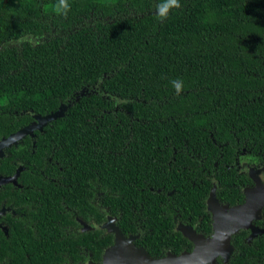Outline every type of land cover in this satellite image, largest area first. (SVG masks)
<instances>
[{
    "label": "trees",
    "instance_id": "1",
    "mask_svg": "<svg viewBox=\"0 0 264 264\" xmlns=\"http://www.w3.org/2000/svg\"><path fill=\"white\" fill-rule=\"evenodd\" d=\"M67 4L0 0V135L64 106L18 160L82 219L108 209L169 243V208L202 214L213 183L237 197L243 150L264 163V0ZM249 249L229 263L264 264V238Z\"/></svg>",
    "mask_w": 264,
    "mask_h": 264
},
{
    "label": "flooded vegetation",
    "instance_id": "2",
    "mask_svg": "<svg viewBox=\"0 0 264 264\" xmlns=\"http://www.w3.org/2000/svg\"><path fill=\"white\" fill-rule=\"evenodd\" d=\"M50 122L33 118L20 128L30 131L12 141H8L9 136L0 135V264H103L104 257L115 244L113 229L114 226L119 228L117 218L107 209L101 211L104 216L101 223L92 215L82 219L77 213L79 207L66 200V185L62 181L50 177L45 169L30 167L28 161L18 160V155H23L21 151L34 147L37 135L44 133ZM254 157L250 151L243 150L235 158V171L244 176L242 181L235 179L231 184L237 189V197L228 189L218 194L217 184L213 183L204 200L202 214L188 211L182 214L169 208L175 233L169 234V243L162 240L157 243V234L152 233L143 220L137 219L135 230L126 229L123 236L135 248L141 261L119 251L110 255L109 264H152L166 257L178 258L192 253L195 244L183 231L210 237L214 232V212L210 205L215 209L241 207L250 195L264 187V163ZM211 193L213 198L209 200ZM259 195L256 205L260 206V213H250L254 218L247 227L231 235V251L225 250V256H218L216 262L230 264L237 251L250 252L253 242L264 238V191ZM94 205L98 206L97 196ZM218 215L220 217L219 211ZM99 232L104 239L102 244L98 243ZM146 259L151 262H145Z\"/></svg>",
    "mask_w": 264,
    "mask_h": 264
},
{
    "label": "water",
    "instance_id": "3",
    "mask_svg": "<svg viewBox=\"0 0 264 264\" xmlns=\"http://www.w3.org/2000/svg\"><path fill=\"white\" fill-rule=\"evenodd\" d=\"M65 107L61 106L56 112H53L47 116L39 117L35 116L37 120H40L42 122H50L55 120L58 117H61L64 113ZM28 131H30L29 128L22 129L18 131L17 133H14L9 136L8 141H12V139H18L20 137H23ZM212 193L209 200H212ZM210 209L214 212V223H213V234L206 238L203 244L195 243V241L192 239L193 236L190 234L184 233L186 237H188L191 241L194 242L195 248L192 253L185 254L181 257H166L161 260H157L156 263L152 264H211L215 261V259L218 256H225V250L231 251L230 247V237L233 233L237 232L239 229L247 227L250 223V221L254 218L253 215H248V221L246 225H243V221L245 219V211L251 212L254 215L260 213V206L256 204H251V200L248 199L246 204H244L241 207H236V209H240L241 219L238 221H235L231 225L222 218L219 217L218 211L219 209H215L214 206L210 205ZM258 209V210H256ZM245 222V221H244ZM224 230V231H223ZM114 233H115V244L114 246L108 251V254L104 257V263L103 264H109V257L111 254L110 252H119V249L123 247V243H128V241H125L123 239V235L119 231V229L115 226L114 227ZM192 232V231H191ZM188 235V236H187ZM117 252V253H118Z\"/></svg>",
    "mask_w": 264,
    "mask_h": 264
},
{
    "label": "rangeland",
    "instance_id": "4",
    "mask_svg": "<svg viewBox=\"0 0 264 264\" xmlns=\"http://www.w3.org/2000/svg\"><path fill=\"white\" fill-rule=\"evenodd\" d=\"M263 191H264V187H262V188L260 187L256 192L253 193L255 195H250L249 196V199L253 201L251 204H257L258 203L259 200H256V197L258 199V196H260L259 194H261V192H263ZM239 210L240 209L228 208V207L222 206V207H220V217L223 220H226L231 225L235 221H238L239 219H241V214H240V211ZM256 210H258V209H256ZM250 213L251 212H247V214H246V211H245V219H244L245 222L243 221V225L242 226L246 225V223L248 221V215ZM233 218L236 219V220H232ZM183 232L184 233H187V231H185V230ZM187 234H190L191 236H193L192 239L195 241V243L203 244L204 241H205V239H206V238H204L202 236L196 235L193 231L192 232H189ZM254 236H257V232L256 231H254ZM123 239L125 241H128V243H125L124 242L123 245H122L123 247H121L119 249V251H121L122 255H124L126 257H129L131 259H135L137 262L141 261V259L137 258L136 250H135V248L133 246L131 247V245L129 244V240L126 239V238H124V236H123ZM131 248L132 249L134 248L132 252H130ZM117 252H110L109 254H116ZM147 260L148 259H146L145 262H151V261H147Z\"/></svg>",
    "mask_w": 264,
    "mask_h": 264
},
{
    "label": "clouds",
    "instance_id": "5",
    "mask_svg": "<svg viewBox=\"0 0 264 264\" xmlns=\"http://www.w3.org/2000/svg\"><path fill=\"white\" fill-rule=\"evenodd\" d=\"M168 6L179 8L180 7L179 0H168ZM58 7L63 8V9H68L69 5L67 4V0H59V6ZM176 88H177V91H179L180 85L177 84Z\"/></svg>",
    "mask_w": 264,
    "mask_h": 264
}]
</instances>
